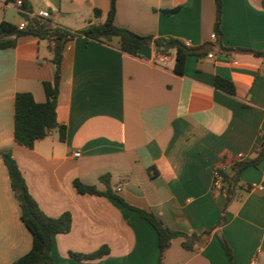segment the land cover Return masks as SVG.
<instances>
[{
	"label": "crops",
	"instance_id": "obj_1",
	"mask_svg": "<svg viewBox=\"0 0 264 264\" xmlns=\"http://www.w3.org/2000/svg\"><path fill=\"white\" fill-rule=\"evenodd\" d=\"M222 1L227 50L188 56L181 74L174 69V49L160 62L155 44L135 56L120 50L116 36L68 42L57 105V119L67 129L63 142L55 130L33 148L14 139L15 96L29 92L38 103L46 101L44 83L53 81L56 71L54 43L27 35L0 49V152L11 151L48 216L70 212L73 218L70 232L53 236L55 264L159 261L158 235L147 220L114 197L79 193L76 179L104 192L109 187L100 177L110 174L113 194L173 230L192 234L217 226L226 195L215 189L213 174L217 168L232 174L233 160L252 159L264 132V56L253 52H264V0ZM30 2L33 14L47 10L54 25L70 30L103 21L110 9V0ZM95 9L101 17H95ZM215 20L216 0H117L115 16L119 27L191 47L214 41ZM3 21H23L19 8L6 0H0ZM217 77L232 82L235 93L217 88ZM241 182L244 188L219 232L233 264H264V161L246 168ZM182 243V237L171 241L165 264H231L216 230L194 250ZM32 245L0 156V264H12ZM103 247L109 252L100 259L70 256Z\"/></svg>",
	"mask_w": 264,
	"mask_h": 264
},
{
	"label": "trees",
	"instance_id": "obj_2",
	"mask_svg": "<svg viewBox=\"0 0 264 264\" xmlns=\"http://www.w3.org/2000/svg\"><path fill=\"white\" fill-rule=\"evenodd\" d=\"M17 0H6L7 3L15 4ZM21 9L27 13L33 12L30 0H22ZM223 10V1L216 0V20L214 41L202 46L191 47L179 39L155 38L152 35H141L128 28L119 27L115 24L117 11V0H110V9L106 18L99 22H90L86 27L79 30H70L59 25H54L51 19L42 20L38 17H31L28 14L21 13L23 19L27 21L24 29H19L18 25L3 21L0 23V49L14 47L17 39L27 35H33L39 39L53 42V62L56 67L54 79L51 82H45L46 101L38 103L29 92H20L15 96V115H14V139L15 141L28 148H33L35 142L47 137L53 130L58 134L60 141H65L67 129L66 126L59 123L57 119L58 97L62 79V62L64 52L68 42L79 36H85L89 40L109 41L113 37H119L120 50L122 52L135 55L139 54L143 46L155 44L158 51L167 54L169 50L176 51L175 71L178 74L183 72L187 57L196 55L204 57L211 54L215 49L227 50L222 45L221 18ZM174 12L176 9L166 10ZM95 17L102 16L99 9H95ZM255 54L264 56V52L253 51ZM217 88L229 94L235 93V87L232 82L217 77L215 79ZM0 156L3 159L9 173L11 187L14 197L19 203L21 209V220L33 235V245L31 250L12 264H55L52 257L53 236L58 233H68L72 228V215L70 212H64L59 217L48 216L39 206L37 201L29 192L26 179L19 168V165L13 157L10 150H2ZM264 161V132L262 133V142L254 157L250 160H233L231 163L232 174H229L225 168H217L216 171L222 176L226 184L223 189L226 195V203L217 226L211 230H201L192 234L173 230L167 226L155 214L128 204L121 197L113 194L110 190L111 175L107 174L100 177L109 189L99 191L95 186L86 185L78 179L73 181L75 189L81 194L93 196H111L119 200L122 204L139 213L155 229L159 240V261L158 264H165V253L171 245V241L176 237L183 238V247L186 250H194L204 235H208L214 230L217 231L222 247L224 248L229 261L233 264L232 250L226 239L220 234L219 229L227 221L229 214L228 207L237 197L238 192L243 190L244 185L241 182V175L248 167H258ZM227 163V161H225ZM251 186H247L246 190ZM109 252L107 247H103L89 254L70 252V256L80 260H96L102 258Z\"/></svg>",
	"mask_w": 264,
	"mask_h": 264
},
{
	"label": "built area",
	"instance_id": "obj_3",
	"mask_svg": "<svg viewBox=\"0 0 264 264\" xmlns=\"http://www.w3.org/2000/svg\"><path fill=\"white\" fill-rule=\"evenodd\" d=\"M22 4H23L22 0H17L16 3H15V5L19 8V10H20L21 13L28 14L31 17H38V18H40L42 20H47V19L50 18V13L47 10H40L36 14L27 13V12H25V11H23L21 9ZM26 26H27V21L25 19H23V21H21L18 24V28L19 29H24ZM185 44L188 45V46H190V43L189 42H185ZM167 59H168L167 54L161 53L158 56V61H160V62H164ZM75 156H79V153H76ZM213 185H214L215 189L216 190H219V191H223V189L226 186V184L223 182L222 176L217 171H215L214 174H213ZM117 190L120 191L121 188H118ZM251 264H260V263L257 262L256 260H253L251 262Z\"/></svg>",
	"mask_w": 264,
	"mask_h": 264
}]
</instances>
